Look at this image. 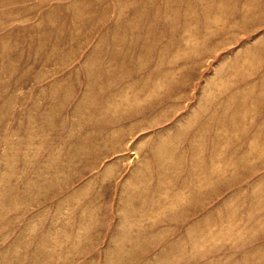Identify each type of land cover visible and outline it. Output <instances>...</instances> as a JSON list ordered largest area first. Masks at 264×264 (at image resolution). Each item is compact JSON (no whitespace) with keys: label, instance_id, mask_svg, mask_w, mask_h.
Here are the masks:
<instances>
[{"label":"rangeland","instance_id":"obj_1","mask_svg":"<svg viewBox=\"0 0 264 264\" xmlns=\"http://www.w3.org/2000/svg\"><path fill=\"white\" fill-rule=\"evenodd\" d=\"M0 264H264V0H0Z\"/></svg>","mask_w":264,"mask_h":264}]
</instances>
